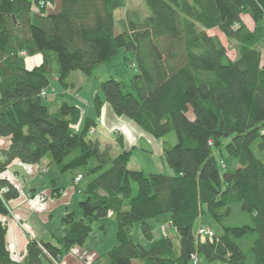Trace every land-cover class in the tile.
I'll return each mask as SVG.
<instances>
[{
  "label": "trees",
  "instance_id": "obj_1",
  "mask_svg": "<svg viewBox=\"0 0 264 264\" xmlns=\"http://www.w3.org/2000/svg\"><path fill=\"white\" fill-rule=\"evenodd\" d=\"M144 1L148 16L118 20L126 0H60L59 11L54 0H0V188L8 190L0 197V264H61L91 235L86 220L111 213L118 244L88 264H193V255L199 264H264V0ZM223 37L235 43L232 55ZM126 52L137 75L127 88L117 78L102 83L105 101L97 96L94 109L99 116L108 104L156 139L174 131L178 143L162 148L174 176L130 171L134 148L119 131L113 156L91 139L95 120L78 127L79 106L62 102L52 113L44 101L55 62L62 87L74 90L73 72L93 77ZM40 57L28 68L27 59ZM15 160L57 166L77 193L89 179L84 219L69 213L67 234L56 243L31 239L23 259L6 244L9 204L20 197L6 175ZM131 181L139 191L127 208ZM165 214L176 245L149 225ZM206 214L223 235L202 243L195 229ZM135 224L148 246L129 238Z\"/></svg>",
  "mask_w": 264,
  "mask_h": 264
},
{
  "label": "rangeland",
  "instance_id": "obj_2",
  "mask_svg": "<svg viewBox=\"0 0 264 264\" xmlns=\"http://www.w3.org/2000/svg\"><path fill=\"white\" fill-rule=\"evenodd\" d=\"M128 2V5L124 10L117 11L116 18L118 20H123L129 13L131 12H137L140 13L141 16H148L150 14L146 3L144 0H126ZM224 44L227 46L228 51L231 53L235 52L234 48L236 47L235 43H231L228 40H226L223 37ZM262 50V62L261 65L264 66V49ZM126 56L129 58V60L132 59L131 53L126 52L125 54H120L119 56L115 57V59L111 62H108L107 65L99 68L97 72L94 74L93 77H86L85 75L81 74L80 72H73L69 79V83L75 84V89H65L60 84L58 77H59V69H58V62H55L52 64L51 75L49 77L50 84L46 88V92L48 94V97L44 98V101L49 102L50 104H53L52 107V113L53 111H56L57 108L63 104L62 102H67L70 105H77L79 106L80 110L82 111L83 118L81 120V124L78 126L79 128L82 127L84 124V120L86 117L91 118L96 121L97 127L96 132H98L96 135L90 136L92 140L97 141L102 144L103 149L106 148L108 144H112L113 146L111 148V153L113 156H116L119 154V150L117 148H114V136L117 135V130L124 129L126 123L125 121H129L126 118L119 117L115 113L116 123L105 121V113L104 117L98 121L96 111L94 109V101L97 96L102 98L104 100V94L101 89V84L106 82L109 79L117 78L121 82H124L125 87L127 88L128 84H131L130 82L134 78L135 75H137V69L133 66L127 65V60H125ZM31 59V58H29ZM29 59L28 63H29ZM129 89V88H128ZM105 101V100H104ZM104 111L111 107L108 104L104 105ZM106 124V128L104 126ZM125 131H129L128 127H126ZM179 139H177V135L174 131L172 133L166 135L162 139H156L152 136H149L144 133L142 135L136 145L137 148H134L132 150V158H131V164L129 165V170L133 171H139L145 173L146 176H150L153 174H164L167 176H174V172L168 165L167 161L162 155V148L164 144L167 146L173 148L177 143ZM159 144V146H158ZM158 146V147H157ZM257 156L259 155V152L256 151ZM259 157V156H258ZM35 172V169L32 170V174ZM89 179L83 182L79 185L81 187V191H79L76 196L79 198V202H77V208L79 210L82 209L79 207V204L83 201H85L87 198L84 196V191L86 189V184L88 183ZM132 184V190H131V196L127 198L124 202V206L129 208V204L132 201L133 198L138 196L139 191V185L135 181H131ZM45 193V192H44ZM64 195V192L62 191V194ZM47 199L46 202H43L44 197L42 195L38 196L36 198V201L32 204V210L35 209L39 214H44L47 210L44 209V205L46 203H51L54 198H52L50 195L46 194L44 195ZM76 198V200H77ZM59 199L57 197L55 200ZM63 205H55V209L53 211H49L47 215H51V221L50 226L54 227V231L56 233L59 232L60 227L62 226L63 220L59 216L60 208H65V204H67L68 196L64 195L62 198H60ZM72 206V205H71ZM44 209V210H43ZM34 210V212H36ZM75 219L79 221L80 219H84L83 216H76ZM165 219V220H164ZM36 221L32 220L34 228L37 230L40 229L41 231L47 232L49 225L45 228L43 221L36 216ZM87 223L91 224L92 226V232L87 241L85 242L84 246L82 248H76L73 250V252H70V254H66L63 259H61V264H88L92 263V259L96 260L103 254L108 253L111 251L114 247V242H118V239H116V235L118 232V222L116 217L113 213L109 214L108 217L102 218L101 220H91L87 219ZM106 222V223H105ZM196 231L199 227H204L207 229H211L212 232L219 238L221 235H223V230L220 225L214 223V221L211 219L209 215H203L198 222L196 223ZM102 225H104V228H102ZM149 225L151 226V229L153 231V234L155 237L162 238L163 236H170L174 239L175 245L178 244V238L177 233L173 225H171V215L165 214L162 217H159L155 220H151L149 222ZM129 238H131L132 241H135V243L141 244L143 246H148L145 238H143V227L140 224H135L133 226V230L131 231ZM58 242L57 239H55V243ZM117 245V244H116ZM83 251H86V253H83ZM24 257H22L23 259ZM200 264H208L207 261L201 260Z\"/></svg>",
  "mask_w": 264,
  "mask_h": 264
},
{
  "label": "crops",
  "instance_id": "obj_3",
  "mask_svg": "<svg viewBox=\"0 0 264 264\" xmlns=\"http://www.w3.org/2000/svg\"><path fill=\"white\" fill-rule=\"evenodd\" d=\"M54 1V5H56L55 11H59L60 0ZM32 60L33 61L29 62L28 68L39 65L42 61L41 57L40 59ZM103 107L105 108V106ZM104 108H102L103 111L101 115L98 116L97 112L96 115L99 121L102 116L104 117L105 113V121L108 127V122H112L114 124L116 123L115 119L118 120V118H116L113 110L107 108V110L104 111ZM125 122V128H121L116 132L119 131L123 135L127 150H130L131 148H137L138 146L136 145V143L138 142L139 138L144 135V133L137 130L132 121L129 120ZM104 126L106 128V124H104ZM126 127H128L129 131H125ZM115 137L116 136H114V142ZM112 146V144H108L106 147L108 148ZM114 148L118 149L117 142H115ZM34 169L35 172L32 174V170ZM6 175L9 179L12 180L14 184L17 185L18 189H20V197L18 199H15L13 202H10L9 204L11 213L7 217L6 221L8 226L6 244H8L9 251L11 254H13V257L15 259H22V257L26 255L27 246L29 244L28 242L31 239H34L36 241L39 240L42 242L55 243V239L59 240V238H62L67 234L68 230L63 223L59 229V232L56 233L54 231V227L50 226L52 216L47 215L49 211H53L55 209V205H57V203L59 205H63L60 201L62 199L60 198H62L64 195L68 196V200L67 204H65L66 207L60 208L59 216L62 219L69 213H73L74 216H83L81 210L77 208V202H79V198H77L76 196L77 192L75 190V187L70 186L68 180L63 177L57 166H48L47 161H43L40 164L34 166H26L24 164L22 165L18 160H15L9 166V170ZM55 190H63L64 195H61L59 199L55 200ZM46 194L54 198L51 203L47 202L46 205H44V209H46L47 211L44 214H39L35 209L32 210V204L36 201V198L40 195ZM34 210L36 212H34ZM36 216H38L43 221L45 228L49 225L47 232L46 230L41 231L38 228L37 230L34 228L32 220L36 221ZM102 228H104V225H102ZM114 244V246H116L118 242L115 241ZM44 264L51 263L45 261Z\"/></svg>",
  "mask_w": 264,
  "mask_h": 264
},
{
  "label": "built area",
  "instance_id": "obj_4",
  "mask_svg": "<svg viewBox=\"0 0 264 264\" xmlns=\"http://www.w3.org/2000/svg\"><path fill=\"white\" fill-rule=\"evenodd\" d=\"M41 6H44V3L41 4ZM24 54V53H23ZM45 95V94H43ZM92 134H96L94 132V130L91 131ZM81 180V177L78 178V181ZM5 192H8L7 188L3 187V188H0V197L3 195V193ZM43 202H45V199H43ZM215 234L212 232V230L209 228H204V227H199L197 232H196V238H197V241L199 242H202V243H206V242H209V241H213L214 238H215ZM193 264H199V258L196 256V255H193Z\"/></svg>",
  "mask_w": 264,
  "mask_h": 264
}]
</instances>
